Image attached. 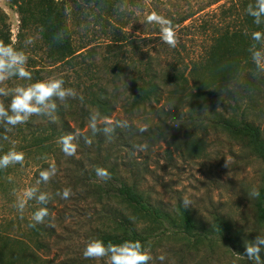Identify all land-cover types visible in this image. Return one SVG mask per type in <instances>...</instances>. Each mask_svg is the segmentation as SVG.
<instances>
[{
    "label": "trees",
    "instance_id": "16d2710c",
    "mask_svg": "<svg viewBox=\"0 0 264 264\" xmlns=\"http://www.w3.org/2000/svg\"><path fill=\"white\" fill-rule=\"evenodd\" d=\"M8 1L19 17L18 43L29 30H34L43 46L48 65L27 67L32 72L31 82L57 75L54 78H63L66 87L74 88L83 96V101L69 99L66 106H59L55 123L46 117L34 116L28 123L16 126L13 134L16 145L10 139L0 140V155L13 145L17 151L24 152L26 165L34 168L30 186L39 179L41 170L52 163H62L59 173H63L60 179L64 185L81 190L82 194L78 195L99 205L103 214L111 209V203L120 206L123 211L113 215L109 229L100 230L94 236L105 243L140 240L147 246L152 234L139 228L143 222L161 231L174 227L188 237L201 238L203 232L194 224L190 210L178 205L175 224L170 213L155 205L143 179L147 160L156 147L165 146L164 157L170 160L173 153L170 148L177 153L182 147L192 152L210 132L218 133L246 149L262 165L257 188L260 195L254 199L253 209L257 222L264 226V128L261 124L264 73L258 72L248 51L253 43L251 32L264 31V24L255 25L246 13L248 4L254 0H231L228 13L213 30L209 46L197 61L187 66L168 63L164 67L155 56L139 48L138 43L144 42V38H131L119 26L122 12L118 6L126 0ZM187 19L174 22V27ZM89 26L102 33L99 37L102 43H88L81 38L82 32L75 30L83 27L84 31ZM60 32L64 38L57 42L53 38ZM0 40L12 44L1 8ZM117 109L128 115L129 127H117L110 137L102 132L93 134L88 127L91 112L98 111L101 118L115 123L122 120L112 118ZM139 116L151 121L143 133L138 130L142 126L131 120ZM77 131L92 143L86 144L81 137L76 155L66 156L59 138ZM0 134H4L3 129ZM142 144L148 145L146 151L134 147ZM98 166L106 168L111 179L99 181L95 174ZM10 168L0 169V197L8 186ZM55 177L48 183L60 191ZM48 183L39 185L41 192ZM38 208L31 207L32 214ZM31 223H34L32 217L26 220V229L19 235L17 230L13 231L12 220L0 224V264H29L23 252L33 255L48 249L46 226L41 223L29 227ZM214 225L215 230L209 233L220 237L230 230L228 223L219 218L214 219ZM261 257L264 259L262 253Z\"/></svg>",
    "mask_w": 264,
    "mask_h": 264
},
{
    "label": "rangeland",
    "instance_id": "374dc122",
    "mask_svg": "<svg viewBox=\"0 0 264 264\" xmlns=\"http://www.w3.org/2000/svg\"><path fill=\"white\" fill-rule=\"evenodd\" d=\"M216 1L126 0L124 4L127 8L122 12V21L118 24L131 38H144V42L138 43L139 48L155 56L162 67L168 63L187 66L204 53L214 34L213 30L220 26L228 13L227 8L233 3L231 0ZM0 8L6 15L12 44L29 57L27 67L48 65L44 60L38 33L29 30L24 40L18 43L17 13L10 7L8 0H0ZM153 11L171 19L173 23L188 18L182 25L175 27L179 40L175 48L162 41L158 25L146 23V17ZM82 28H75L82 32L81 38L93 45L102 43L99 41L102 33L98 29L89 26L83 31ZM29 37L34 43L26 46L24 42ZM17 84L20 83L12 79L5 86L14 87ZM8 103L9 99H5V104ZM112 118L129 120L121 109H117ZM131 120L139 127L151 123L144 116L131 117ZM261 124L264 128V121ZM1 129L4 130L3 127ZM14 133V129L6 133L13 143L16 142ZM165 149V146L156 147L150 155L143 184L152 194L155 205L170 213L175 224L178 223L176 207L183 206L184 198L190 199L192 205L187 208L199 232L203 233L201 238H192L174 227H170L169 231H161L147 222L140 223L139 228L152 234L147 244L151 246L153 256L149 264H252L243 256L245 243L254 240L256 235H264V226L256 220L253 209L255 198L249 197L248 193L259 186L261 163L246 149L218 133L210 132L192 152L186 151L185 147L181 148L180 153L170 148L173 151L170 160L164 157ZM26 164L24 160L23 165H11L8 186L0 197V224L12 220L13 231L17 230V235L26 229V220L33 215L31 207L40 208L35 200L28 202L23 214L15 207L17 199L23 196L24 189L32 181L34 168ZM54 165L58 170L55 184L61 186V190L70 187L74 195L66 200L61 199L55 195L58 191L56 188L49 183L46 185L44 192L51 197L47 203L49 216L43 222L49 234L45 238L48 249L39 250L33 255L23 252L26 261L29 260V264H106L105 261L85 259L82 252L96 233L109 229L113 215H118L123 209L111 203V209L103 214L99 205L78 195L81 190L64 185L60 179L63 173H59L64 165ZM215 218L228 223V234L224 233L220 237L209 233L215 230ZM161 254L166 257L163 262L157 259Z\"/></svg>",
    "mask_w": 264,
    "mask_h": 264
},
{
    "label": "clouds",
    "instance_id": "9594fccd",
    "mask_svg": "<svg viewBox=\"0 0 264 264\" xmlns=\"http://www.w3.org/2000/svg\"><path fill=\"white\" fill-rule=\"evenodd\" d=\"M118 8L119 11L124 12L127 5L121 4ZM246 13L253 18L255 25L264 24V0H254V3H249ZM146 23L158 25L161 39L169 47L175 48L177 46L179 40L171 19L153 11L146 17ZM63 38L64 33L60 32L53 39L60 42ZM250 39L253 41L248 49L251 59L258 72L264 73V31H252ZM24 43L27 46L33 44L34 40L29 37ZM28 59V55L23 50H18L12 44H6L3 40H0V127L4 128V134H0V140L3 141L9 140L6 133L11 132L18 125L28 123L32 117H46L55 123L59 106H66V101L69 99L83 101V96L78 95L74 88L65 86L63 78H48L31 82L33 76L27 68ZM13 78L20 81H29V83L17 84L14 87L5 86L6 82ZM5 99H9L7 105ZM57 101H59V105ZM101 123H103V127L100 126ZM88 127L93 134L102 132L106 137H110L117 127L127 128L129 124L125 120L114 123L106 117L101 118L98 111H93L89 117ZM138 130L143 133L147 131V128L140 127ZM81 137L86 144L91 145V139L83 136L79 131L65 134L59 138L58 143L66 156L76 155L79 146L77 141ZM134 147L138 151H146L148 145L142 144ZM24 160V152L17 151L13 146L6 153L0 155V169H7L9 166L16 164L23 165ZM57 171L56 166L51 164L48 168L39 172V179L36 184L25 188L23 196L17 199L15 207L18 212L23 214L28 202L31 200H35L41 205H47L51 197L48 193L41 192L39 185L48 183L56 176ZM95 174L99 181L106 182L111 179V173L103 167H96ZM55 195L66 200L74 193L70 187H65L57 191ZM248 195L251 198H258L260 192L258 189L253 188ZM182 204L184 208H187L192 205V201L184 198ZM48 216L47 207L38 208L32 215L34 223H31L29 227H36L37 224L43 223ZM262 252H264V235H256L254 240L245 243L243 256H246L252 264H264V259L261 257ZM82 255L85 259L98 262L105 261L106 264H149L153 260L151 246H146L140 240L105 243L102 239L92 238L86 243ZM157 259L163 262L166 257L161 254Z\"/></svg>",
    "mask_w": 264,
    "mask_h": 264
}]
</instances>
